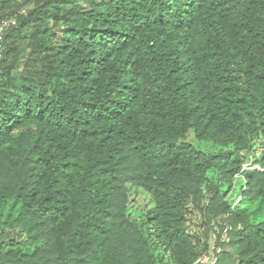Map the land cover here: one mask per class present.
<instances>
[{"label": "trees", "instance_id": "16d2710c", "mask_svg": "<svg viewBox=\"0 0 264 264\" xmlns=\"http://www.w3.org/2000/svg\"><path fill=\"white\" fill-rule=\"evenodd\" d=\"M14 14L0 264H264V0H0Z\"/></svg>", "mask_w": 264, "mask_h": 264}, {"label": "built area", "instance_id": "2783aa9c", "mask_svg": "<svg viewBox=\"0 0 264 264\" xmlns=\"http://www.w3.org/2000/svg\"><path fill=\"white\" fill-rule=\"evenodd\" d=\"M24 12V11H22ZM18 19L17 14L6 16L2 19H0V59L3 56L4 50H5V37L13 26L17 25ZM227 229L225 230V232ZM215 245H213V249H215ZM217 251H220V248H217ZM216 254L214 250L210 254H204L199 261L202 264H215L216 263Z\"/></svg>", "mask_w": 264, "mask_h": 264}, {"label": "rangeland", "instance_id": "374dc122", "mask_svg": "<svg viewBox=\"0 0 264 264\" xmlns=\"http://www.w3.org/2000/svg\"><path fill=\"white\" fill-rule=\"evenodd\" d=\"M212 177L215 178L216 177V173H211ZM236 185H235V188L233 189V191L231 192L230 196H229V199H234L238 194H239V187H240V184H241V180L240 179H236ZM238 201V199H237ZM215 230H217V227L214 228ZM214 233H212V238L210 240L211 244H214Z\"/></svg>", "mask_w": 264, "mask_h": 264}]
</instances>
